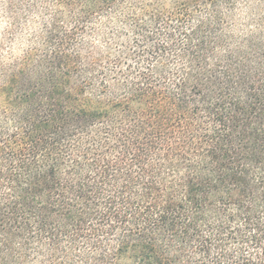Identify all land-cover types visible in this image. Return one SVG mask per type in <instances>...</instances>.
Listing matches in <instances>:
<instances>
[{
	"label": "trees",
	"instance_id": "16d2710c",
	"mask_svg": "<svg viewBox=\"0 0 264 264\" xmlns=\"http://www.w3.org/2000/svg\"><path fill=\"white\" fill-rule=\"evenodd\" d=\"M0 21V264H264V0Z\"/></svg>",
	"mask_w": 264,
	"mask_h": 264
},
{
	"label": "rangeland",
	"instance_id": "374dc122",
	"mask_svg": "<svg viewBox=\"0 0 264 264\" xmlns=\"http://www.w3.org/2000/svg\"><path fill=\"white\" fill-rule=\"evenodd\" d=\"M0 28H2V22L0 21Z\"/></svg>",
	"mask_w": 264,
	"mask_h": 264
}]
</instances>
